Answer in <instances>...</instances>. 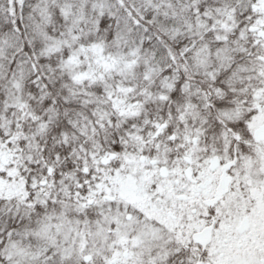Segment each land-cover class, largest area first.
Instances as JSON below:
<instances>
[{"label":"snow or ice","instance_id":"1","mask_svg":"<svg viewBox=\"0 0 264 264\" xmlns=\"http://www.w3.org/2000/svg\"><path fill=\"white\" fill-rule=\"evenodd\" d=\"M0 264H264V0H0Z\"/></svg>","mask_w":264,"mask_h":264}]
</instances>
